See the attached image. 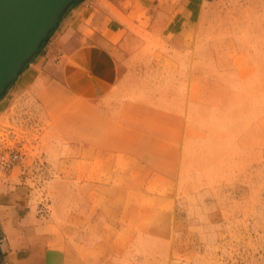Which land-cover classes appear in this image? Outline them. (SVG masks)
Instances as JSON below:
<instances>
[{"label": "crops", "instance_id": "1", "mask_svg": "<svg viewBox=\"0 0 264 264\" xmlns=\"http://www.w3.org/2000/svg\"><path fill=\"white\" fill-rule=\"evenodd\" d=\"M214 1L67 5L0 95V152H22L0 170V264H175L176 200L243 138L256 72L203 29Z\"/></svg>", "mask_w": 264, "mask_h": 264}, {"label": "rangeland", "instance_id": "2", "mask_svg": "<svg viewBox=\"0 0 264 264\" xmlns=\"http://www.w3.org/2000/svg\"><path fill=\"white\" fill-rule=\"evenodd\" d=\"M206 13L216 20L203 29L235 33L256 72L243 102V138L183 184L172 253L175 264H264V0H216Z\"/></svg>", "mask_w": 264, "mask_h": 264}, {"label": "water", "instance_id": "3", "mask_svg": "<svg viewBox=\"0 0 264 264\" xmlns=\"http://www.w3.org/2000/svg\"><path fill=\"white\" fill-rule=\"evenodd\" d=\"M75 0H0V94Z\"/></svg>", "mask_w": 264, "mask_h": 264}, {"label": "built area", "instance_id": "4", "mask_svg": "<svg viewBox=\"0 0 264 264\" xmlns=\"http://www.w3.org/2000/svg\"><path fill=\"white\" fill-rule=\"evenodd\" d=\"M22 152L15 147H10L0 152V168L9 170L16 163L19 162Z\"/></svg>", "mask_w": 264, "mask_h": 264}, {"label": "trees", "instance_id": "5", "mask_svg": "<svg viewBox=\"0 0 264 264\" xmlns=\"http://www.w3.org/2000/svg\"><path fill=\"white\" fill-rule=\"evenodd\" d=\"M50 31V30H49ZM49 33V32H48ZM47 36H48V34H47ZM47 36L45 37V38H43V40L41 41V43H40V45L47 39ZM2 94V93H1ZM0 94V95H1Z\"/></svg>", "mask_w": 264, "mask_h": 264}]
</instances>
